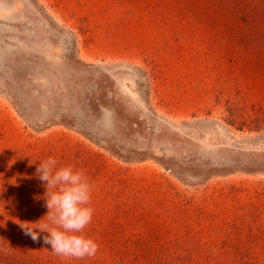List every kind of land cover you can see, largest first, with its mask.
I'll return each instance as SVG.
<instances>
[{"label": "rangeland", "instance_id": "1", "mask_svg": "<svg viewBox=\"0 0 264 264\" xmlns=\"http://www.w3.org/2000/svg\"><path fill=\"white\" fill-rule=\"evenodd\" d=\"M48 157L92 257L20 229ZM0 264H264V0H0Z\"/></svg>", "mask_w": 264, "mask_h": 264}, {"label": "clouds", "instance_id": "2", "mask_svg": "<svg viewBox=\"0 0 264 264\" xmlns=\"http://www.w3.org/2000/svg\"><path fill=\"white\" fill-rule=\"evenodd\" d=\"M26 178L38 180L46 189L42 197L34 196V200L42 199L47 212L36 222L19 221L23 234L60 257L94 256L99 246L84 235L94 211L89 206L91 185L85 173L72 166L58 167L57 159L48 157L39 161L32 176Z\"/></svg>", "mask_w": 264, "mask_h": 264}]
</instances>
